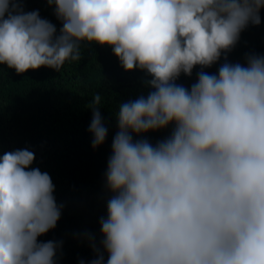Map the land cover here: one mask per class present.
Segmentation results:
<instances>
[{
	"label": "clouds",
	"instance_id": "obj_1",
	"mask_svg": "<svg viewBox=\"0 0 264 264\" xmlns=\"http://www.w3.org/2000/svg\"><path fill=\"white\" fill-rule=\"evenodd\" d=\"M46 3L59 34L22 0H0V65L17 75L60 72L95 44L110 47L125 71L151 77L147 97L119 107L111 195L100 247L89 236L90 264H264V55L201 71L190 90L176 83L217 64L259 26L264 0ZM101 99L89 105L94 149L108 137ZM173 125L155 145L134 140ZM35 160L27 148L0 155V264H57L61 245L39 238L57 227L62 208Z\"/></svg>",
	"mask_w": 264,
	"mask_h": 264
},
{
	"label": "trees",
	"instance_id": "obj_2",
	"mask_svg": "<svg viewBox=\"0 0 264 264\" xmlns=\"http://www.w3.org/2000/svg\"><path fill=\"white\" fill-rule=\"evenodd\" d=\"M22 2L25 11L38 10L59 34L62 23L46 0ZM261 20L259 26L250 25L244 30L237 45L222 54L217 64L204 69L197 66L191 77L182 74L176 83L190 90L201 71L218 74L224 63L247 66L249 55H264V10ZM150 79L140 70L125 71L110 47L95 44L82 47L81 60L66 63L60 72L41 68L17 75L15 70L0 65V155L27 148L36 157L33 167L51 176L62 214L57 227L39 240L61 245L57 264H80L82 260L90 264L95 258L89 236L100 247V220L107 216L111 195L106 171L113 137L119 130V107L147 97L152 90L147 85ZM97 93L102 98L100 111L108 137L103 146L94 149L89 105ZM173 128L134 136V140L147 139L155 145L170 137Z\"/></svg>",
	"mask_w": 264,
	"mask_h": 264
}]
</instances>
